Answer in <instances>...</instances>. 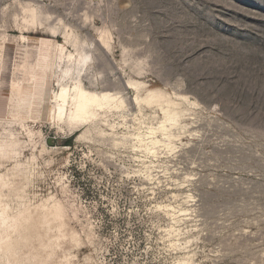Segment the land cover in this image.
Masks as SVG:
<instances>
[{
    "label": "rangeland",
    "instance_id": "374dc122",
    "mask_svg": "<svg viewBox=\"0 0 264 264\" xmlns=\"http://www.w3.org/2000/svg\"><path fill=\"white\" fill-rule=\"evenodd\" d=\"M58 44L121 101L73 133L27 82ZM0 151L14 264H264V0H0Z\"/></svg>",
    "mask_w": 264,
    "mask_h": 264
},
{
    "label": "bare ground",
    "instance_id": "6f19581e",
    "mask_svg": "<svg viewBox=\"0 0 264 264\" xmlns=\"http://www.w3.org/2000/svg\"><path fill=\"white\" fill-rule=\"evenodd\" d=\"M31 18L32 20L35 19V15L31 14ZM21 37L24 38L23 36ZM38 58L37 70L34 74L27 76V82L35 84L34 95L42 100L43 96L47 95L51 80H55L58 89L53 96L52 116L53 119L65 124L72 133L83 125H88L99 111H110L121 106V101L119 102L111 92L99 93L88 91L84 88L82 85V73L86 69L88 59L80 47L75 49V53L65 54L64 46L58 44L57 48L52 49L47 54L41 52ZM33 70L35 69L33 68ZM130 84L128 82L127 86L129 87ZM154 98L155 94L149 92L145 101L151 104ZM133 103H138L137 96L134 97ZM178 116L176 111L163 108L162 121L156 128H152L147 134H144L146 139L150 138L149 143L147 142L145 145L147 151L154 152L152 149L159 142L165 144L164 139L169 136L168 128L176 124ZM155 131L161 132L162 140L153 137ZM136 137L138 142H142L145 139L139 134ZM166 146L168 145L166 144ZM1 154L4 156L6 150L5 153ZM55 213L56 211H47L46 216L53 218ZM9 216L6 208L0 209V264H14L13 259L16 257L17 250L21 248L23 242L22 239L17 237V233L21 229L31 228L30 226H32L30 223L32 220L31 214H24L22 210H18L11 217ZM40 223H42L41 220ZM9 229L10 232H7Z\"/></svg>",
    "mask_w": 264,
    "mask_h": 264
}]
</instances>
